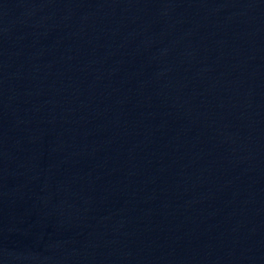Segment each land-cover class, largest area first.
Masks as SVG:
<instances>
[{"label":"water","instance_id":"obj_1","mask_svg":"<svg viewBox=\"0 0 264 264\" xmlns=\"http://www.w3.org/2000/svg\"><path fill=\"white\" fill-rule=\"evenodd\" d=\"M0 264H264V0H0Z\"/></svg>","mask_w":264,"mask_h":264}]
</instances>
